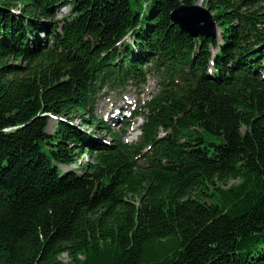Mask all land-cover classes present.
I'll return each instance as SVG.
<instances>
[{
  "label": "trees",
  "instance_id": "obj_1",
  "mask_svg": "<svg viewBox=\"0 0 264 264\" xmlns=\"http://www.w3.org/2000/svg\"><path fill=\"white\" fill-rule=\"evenodd\" d=\"M195 2L0 0V264H264V0ZM150 76L127 143L96 107Z\"/></svg>",
  "mask_w": 264,
  "mask_h": 264
},
{
  "label": "rangeland",
  "instance_id": "obj_2",
  "mask_svg": "<svg viewBox=\"0 0 264 264\" xmlns=\"http://www.w3.org/2000/svg\"><path fill=\"white\" fill-rule=\"evenodd\" d=\"M144 0H141L143 2ZM205 0H197V3L203 4ZM133 7L135 8V5L133 4ZM68 13L67 8H61L57 12V17H63ZM217 25V24H216ZM218 27V25H217ZM218 30V29H217ZM143 87L145 89V92L139 93L138 97L133 92V89L128 88L121 94V99H118L116 97H108L106 100L104 98L99 100V103L96 107V114L98 116H102L104 119L109 122V119L112 118L114 122L110 120L112 123V128L115 129V131L118 134H123V141H126L127 143H133L137 140L138 135L134 136V131L138 128V125L141 124L142 120L137 119L135 121L127 120L126 123H123V120L130 119L131 112L134 111L135 107L134 104H139V102L146 98V94H149V92L157 89V80L154 76L146 78L145 83L143 84ZM122 112V113H121ZM123 114V115H122ZM58 118L55 116H49L48 117V125L46 130L48 132H52L56 126ZM78 120L76 118L73 119V123H77ZM129 123V124H127ZM96 135L99 137H105L107 140H110L111 136L107 135L106 133L96 130ZM89 160V157L87 155H84L80 162H85ZM72 167H75L72 165ZM82 258V256H80ZM58 259L64 263H70L71 257L67 255L66 253H62L58 256Z\"/></svg>",
  "mask_w": 264,
  "mask_h": 264
},
{
  "label": "water",
  "instance_id": "obj_3",
  "mask_svg": "<svg viewBox=\"0 0 264 264\" xmlns=\"http://www.w3.org/2000/svg\"><path fill=\"white\" fill-rule=\"evenodd\" d=\"M170 20L191 38L211 37L218 29L210 9L200 3L181 4L171 11Z\"/></svg>",
  "mask_w": 264,
  "mask_h": 264
}]
</instances>
